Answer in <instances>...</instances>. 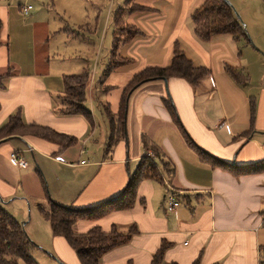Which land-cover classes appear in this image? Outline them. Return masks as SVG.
I'll use <instances>...</instances> for the list:
<instances>
[{"label": "crops", "instance_id": "1", "mask_svg": "<svg viewBox=\"0 0 264 264\" xmlns=\"http://www.w3.org/2000/svg\"><path fill=\"white\" fill-rule=\"evenodd\" d=\"M28 1L0 0V21L4 23L0 33V74L11 68L13 71L5 80V88L0 89V128L20 112L26 123L73 135L78 143L59 152L56 145L33 136L3 139L0 143L2 205L6 207L10 197L33 200L37 210L38 204L46 205L44 201L49 195L43 185L41 190L40 184L31 186L26 154L40 160L38 163L41 168L44 166L47 179L48 174L53 177L48 184L51 199L79 209L93 208L119 196L129 175L143 157L149 156L163 181H142L132 209L113 211L97 221L82 220L73 227L75 233L84 234L95 226L108 232L116 224L120 231L127 232L135 225L139 233L128 244L105 254L101 264L129 261L151 264L154 253L165 240L173 244L166 252L165 264H193L196 260L199 264H261L264 261V172L237 178L202 162L173 123L164 99L169 94L189 135L211 155L242 166L263 162L264 59L261 56L264 55L252 49L243 53L248 45L241 47L240 40L228 33L213 36L210 41L198 37L192 14L205 0L137 1L148 10L129 15L128 22L139 27L143 38L138 44L134 40L133 47L144 48V53H138L137 65H130L129 82L148 66H169L176 42L195 64L210 69L212 76L197 89L175 78L167 79V83L155 80L137 88L128 101L127 141H120L106 154L108 125L102 139L95 138L102 120H107L101 105L108 104L117 113L129 82L103 85L106 90L103 97L99 96L96 84L91 83L87 106L92 111L94 125L81 116L57 114L55 98L64 89L63 76L71 74L57 68L60 63L51 61L46 49L49 25L39 20L37 12L32 13L34 8L26 5ZM28 5L32 9L25 15L22 8ZM28 15L29 18L23 17ZM260 20L258 29L264 46V12ZM227 66L249 74L250 86L228 79L224 73ZM253 70L260 75L258 84L253 82ZM252 98L255 99L253 118ZM153 147L160 148L161 157L156 156ZM13 154L27 164L20 165ZM161 161H170L174 172L168 174L163 170ZM26 183L33 193L26 192ZM167 183L181 201L174 212H169L167 207ZM43 220L37 218L34 225L33 220L24 222L26 229L31 227L29 234L39 245V252H35L37 261L49 257L55 264V259L64 264H81L67 241L55 237L48 220Z\"/></svg>", "mask_w": 264, "mask_h": 264}, {"label": "trees", "instance_id": "2", "mask_svg": "<svg viewBox=\"0 0 264 264\" xmlns=\"http://www.w3.org/2000/svg\"><path fill=\"white\" fill-rule=\"evenodd\" d=\"M137 1L140 0H127V4L130 5L129 15L148 10L147 7L137 3ZM121 13L122 9L114 14L116 33L111 51L113 62L104 74L113 72L131 61L127 57L118 55L119 46L123 43L132 42L138 34H141L139 27L130 24L128 20L126 21ZM192 20L195 25V33L204 41H210L213 36L225 33L233 35L235 39L247 37L245 25L237 17L235 9L227 0H205L200 7L195 9ZM3 26L4 23L0 21V33ZM173 49L174 55L169 66H148L133 76L125 87L117 113H113L108 104L101 105V110L107 118L109 127V137L105 148L106 154H110L111 149L120 141H127L128 101L129 96L137 88L155 80L175 78L184 80L189 86L196 89L201 85V81L210 75V69L195 64L182 49L179 42L175 43ZM225 69L227 75L238 85L246 86L249 84L250 76L244 71L231 66H227ZM12 75V68L5 74H0V89L5 88V80ZM63 81L64 89L55 98L57 114L61 116H81L91 125H94L92 111L87 106L88 91L92 83L89 71L84 70L80 73L64 75ZM109 89L107 87V90ZM251 100L253 118L255 99L252 98ZM164 103L185 142L196 150L202 162L209 164L211 167H219L230 172L237 178L264 172V161L244 166L236 163L229 164L199 147L185 129L169 94L164 99ZM12 136H33L43 139L59 147V152H63L78 143L77 137L73 135L58 132L48 126L26 123L20 112L11 116L8 122L0 128V143L3 139ZM153 151L156 156L161 157L159 147H153ZM162 165L163 170L168 171V174L174 172V167L170 161H163ZM146 179L163 181L153 158L149 156L141 159L135 172L129 175L122 193L112 200L93 208L79 209L73 206L60 205L50 199L48 207L38 204V211L50 223L53 235L63 237L67 241L75 251L81 264H101L105 254L119 246L128 244L139 233L135 225H132L127 232L120 231L116 224H113L108 232H105L100 226H95L84 234L75 233L73 231L74 225L82 220H100L113 211L132 209L138 200L139 185ZM2 204L0 196V264H39L35 257L39 245L26 233L25 224L7 212ZM171 246H173L172 243L166 240L162 241L152 257L151 264H165V255ZM262 257H264V247H262ZM128 264L133 263L129 261ZM171 264L177 263L172 262ZM193 264H199V260H196Z\"/></svg>", "mask_w": 264, "mask_h": 264}, {"label": "rangeland", "instance_id": "3", "mask_svg": "<svg viewBox=\"0 0 264 264\" xmlns=\"http://www.w3.org/2000/svg\"><path fill=\"white\" fill-rule=\"evenodd\" d=\"M228 1L232 4L239 19L245 25L247 37H241L239 39L241 47H244L246 44L248 45L243 53H246V49H252L264 55V46L262 45L263 37L258 29L261 14L264 12V0L262 2L256 1L255 3H250L249 1L247 3H241L237 0ZM27 4L33 6L32 13L37 12L40 21L49 25L50 37L47 41L48 45L46 49H49L51 61L53 63H60L57 68L62 67V70L66 71L67 74L80 73L84 70L89 71L91 81L99 88V96L101 97L106 92L104 90L105 87H102L103 85H118L122 84L125 80L129 82L130 65H137L140 61L137 57L138 53H144V48L139 47L137 50V48L133 47V45H136L134 43L137 42L138 44L142 40V34H138L135 37L134 40L136 42H133V40L132 42L123 43L119 46L118 55L128 57L132 54L131 56L133 57H128L131 61L122 66V68L120 67L116 74H112V72L104 74L108 71V66L113 62L111 60V51L116 33L114 14L122 9L121 15H123L126 21L128 20L130 5L127 4V0H30L26 2ZM23 17L29 18V15ZM136 22H139V18L138 20L136 19ZM41 48L39 49L40 54H42ZM261 57L264 59L263 56ZM249 59L250 55L247 53V61ZM224 73L226 74V71ZM251 74L253 76V82L258 84L260 75L256 74L254 70ZM210 76L212 75L205 77L202 81ZM225 76L230 79L227 74ZM127 78H129L128 81ZM246 86H250V82ZM241 89L244 88L241 87ZM105 121L108 122L107 120ZM106 122L102 120V127L97 132V135H95L96 139L100 138L101 140L104 132H108V129L106 130L108 123ZM26 159L29 162L28 172L32 175L31 186L34 188L35 185L39 186L40 184L39 187L41 190V185H43L46 191L45 193L48 192L49 195V198L44 201L45 206H48L49 200L51 199L48 184L49 182L50 184L52 183L53 177L48 174L49 178L47 179L44 166L42 165L41 168L38 163V161L40 162L39 159L36 161L30 153L26 154ZM84 159L87 160V156H84ZM31 186L27 183L25 184L27 193H33ZM20 192L23 194L22 190ZM18 196L21 197L20 195ZM8 202L6 207L3 206V208L10 214L12 213L21 223L33 220L34 225L37 218L42 222L44 221V218L39 214L38 210L33 207L35 201L29 200L28 202L23 198L10 197ZM25 230L30 236L29 230L32 233L31 227H29V230L28 228H25ZM50 259L49 257L44 258L48 262L46 263L41 258L38 263L55 264ZM55 260L57 264H64L59 259Z\"/></svg>", "mask_w": 264, "mask_h": 264}, {"label": "built area", "instance_id": "4", "mask_svg": "<svg viewBox=\"0 0 264 264\" xmlns=\"http://www.w3.org/2000/svg\"><path fill=\"white\" fill-rule=\"evenodd\" d=\"M31 9H32L31 5L24 6L22 8V12L23 14L27 15ZM12 157L15 161L19 162L20 165L22 166H25L27 164L25 161L18 158L16 154H13ZM167 189H168V193H167L168 211L174 212L180 206L181 201L177 197L175 190L168 183H167ZM261 264H264V261L261 262Z\"/></svg>", "mask_w": 264, "mask_h": 264}, {"label": "water", "instance_id": "5", "mask_svg": "<svg viewBox=\"0 0 264 264\" xmlns=\"http://www.w3.org/2000/svg\"><path fill=\"white\" fill-rule=\"evenodd\" d=\"M228 1V0H227ZM228 3H230L229 1H228ZM231 4V3H230ZM237 17H238V15H237ZM239 18V17H238ZM164 81H165V83H167V79L166 78H164L163 79Z\"/></svg>", "mask_w": 264, "mask_h": 264}]
</instances>
